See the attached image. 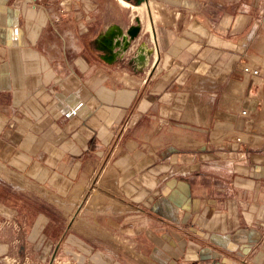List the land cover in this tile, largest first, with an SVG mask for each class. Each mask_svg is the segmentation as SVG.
Here are the masks:
<instances>
[{
  "label": "crops",
  "instance_id": "crops-1",
  "mask_svg": "<svg viewBox=\"0 0 264 264\" xmlns=\"http://www.w3.org/2000/svg\"><path fill=\"white\" fill-rule=\"evenodd\" d=\"M136 8L0 0V264H264V0Z\"/></svg>",
  "mask_w": 264,
  "mask_h": 264
},
{
  "label": "water",
  "instance_id": "water-1",
  "mask_svg": "<svg viewBox=\"0 0 264 264\" xmlns=\"http://www.w3.org/2000/svg\"><path fill=\"white\" fill-rule=\"evenodd\" d=\"M134 6L139 7L142 4L147 5L148 0H126ZM140 19L135 17L133 23L129 26L122 27L117 24L110 25L104 35L100 37L99 52L101 58L108 64H121L130 66L132 63H138L140 72L145 68L146 58L143 55V47H139L135 55L128 56L127 52L132 46L133 42L138 38L140 33ZM152 51H147V56L150 57Z\"/></svg>",
  "mask_w": 264,
  "mask_h": 264
},
{
  "label": "built area",
  "instance_id": "built-area-1",
  "mask_svg": "<svg viewBox=\"0 0 264 264\" xmlns=\"http://www.w3.org/2000/svg\"><path fill=\"white\" fill-rule=\"evenodd\" d=\"M53 1L61 2L62 0H53ZM66 1H68V0H66ZM241 71L244 74H251L254 77L259 75V71L257 69H251L250 67L245 66V65L241 68ZM240 114H241V116H245L246 115V111L245 110H241ZM236 140L238 142H241L240 138H236ZM187 172H188L187 170H184L182 173H187ZM1 261L4 262V264H17L16 261H8L6 259V257H2Z\"/></svg>",
  "mask_w": 264,
  "mask_h": 264
},
{
  "label": "bare ground",
  "instance_id": "bare-ground-1",
  "mask_svg": "<svg viewBox=\"0 0 264 264\" xmlns=\"http://www.w3.org/2000/svg\"><path fill=\"white\" fill-rule=\"evenodd\" d=\"M120 5H122L123 7H127L131 10H135L136 12H138L139 14H141V12L143 11V8H136L132 5H130L128 2H126L125 0H116ZM169 3L174 4V5H180L182 0H168ZM188 2L183 1V4L187 5ZM19 181V180H18ZM20 182V181H19Z\"/></svg>",
  "mask_w": 264,
  "mask_h": 264
},
{
  "label": "flooded vegetation",
  "instance_id": "flooded-vegetation-1",
  "mask_svg": "<svg viewBox=\"0 0 264 264\" xmlns=\"http://www.w3.org/2000/svg\"><path fill=\"white\" fill-rule=\"evenodd\" d=\"M100 56H101V55H100ZM131 65H132V64H131ZM131 65H130V66H131ZM136 65H137V66H136V68L140 69V67H139V64H138V63H136Z\"/></svg>",
  "mask_w": 264,
  "mask_h": 264
},
{
  "label": "rangeland",
  "instance_id": "rangeland-1",
  "mask_svg": "<svg viewBox=\"0 0 264 264\" xmlns=\"http://www.w3.org/2000/svg\"><path fill=\"white\" fill-rule=\"evenodd\" d=\"M142 13H143V11L141 12V14H142ZM141 14H140V15H141ZM83 205H84V204H83ZM110 206H111V205H110ZM83 207H84V206H83Z\"/></svg>",
  "mask_w": 264,
  "mask_h": 264
}]
</instances>
